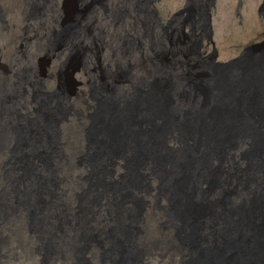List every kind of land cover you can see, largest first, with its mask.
<instances>
[{"label": "bare ground", "instance_id": "bare-ground-1", "mask_svg": "<svg viewBox=\"0 0 264 264\" xmlns=\"http://www.w3.org/2000/svg\"><path fill=\"white\" fill-rule=\"evenodd\" d=\"M160 1L79 0L62 25L57 0L23 4L26 42L0 68V264L26 233L51 261L74 260L80 238L103 264H145L163 248L144 235L151 215L184 264H264V37L221 61L216 0L165 25ZM7 12L0 0V29ZM44 43L80 51L69 77L89 91L40 74Z\"/></svg>", "mask_w": 264, "mask_h": 264}, {"label": "rangeland", "instance_id": "rangeland-1", "mask_svg": "<svg viewBox=\"0 0 264 264\" xmlns=\"http://www.w3.org/2000/svg\"><path fill=\"white\" fill-rule=\"evenodd\" d=\"M7 7L8 12L6 19L9 22L7 29H0V68L8 67L11 59L14 57V52L20 49L25 43L26 36V15L24 13V5L26 0H1ZM61 12V25L66 22H73L87 6L79 4V0H57ZM239 2L243 6L239 8ZM262 0H216L215 9L212 10V29L214 30L213 40L216 44L215 49H218L219 60L229 61L236 56H239L246 46L252 41L263 39L264 24L258 17V7ZM187 4V0H161L156 4V8L163 21L167 22L173 16L182 11ZM22 38V39H21ZM264 40V39H263ZM262 41V40H261ZM22 44V45H21ZM42 51H36L33 58L34 66L41 75H49L51 67H55L52 73L54 77L51 83L56 88L64 89L70 88L74 85L78 90H90V79L84 73L75 74L76 82L81 85L72 84L69 77V72L78 61L79 50L76 49L68 55H63L61 59L52 58L50 50L47 49V44H43ZM95 55L98 53L94 49ZM92 73L100 79L102 74V66L98 61L92 65ZM156 186V184H154ZM157 194V190L152 191V196ZM150 199L151 196H150ZM168 204L166 199H162L160 205L166 206ZM160 214V213H159ZM161 215V214H160ZM163 217L149 216L148 228L144 232L146 239L157 240L163 247L153 251L155 257L146 255L144 258L145 264H184L182 257L185 254L179 251L181 243H175L168 240L167 235L160 231V224ZM161 222V223H160ZM30 233H26L24 240L21 243L20 238L14 237L11 246L12 251L8 259H2L1 264H103L93 256L101 254L100 248L97 251L86 250L85 240L78 239V243H72L70 247V254L74 260L64 253L57 260L51 261L49 253L40 249V242L37 238L28 239ZM29 242H27V241ZM34 241V242H33ZM36 242V243H35ZM38 242V243H37ZM33 244V245H32ZM38 244V245H37ZM157 244V245H159ZM23 245V246H22ZM16 246V247H15ZM29 246V247H28ZM183 246V245H182ZM32 247V248H31ZM16 249V250H15ZM40 249V250H39ZM7 251V250H6ZM96 253V254H95ZM11 256V257H10ZM6 260V261H5ZM4 261V262H3ZM3 262V263H2ZM105 264H111L109 261Z\"/></svg>", "mask_w": 264, "mask_h": 264}]
</instances>
